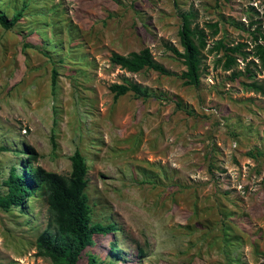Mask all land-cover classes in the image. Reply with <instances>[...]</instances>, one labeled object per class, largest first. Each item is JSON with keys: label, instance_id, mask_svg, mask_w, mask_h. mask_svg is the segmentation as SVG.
I'll return each mask as SVG.
<instances>
[{"label": "rangeland", "instance_id": "rangeland-1", "mask_svg": "<svg viewBox=\"0 0 264 264\" xmlns=\"http://www.w3.org/2000/svg\"><path fill=\"white\" fill-rule=\"evenodd\" d=\"M19 10L0 25V193L12 166L68 174L78 149L92 222L118 228L78 264H264V66L251 54L264 0H0L7 17ZM182 12L204 32L196 86L167 47L182 50ZM145 47L170 74L110 62ZM127 82L153 94L114 98ZM47 218L42 187L0 208V264H52L36 244Z\"/></svg>", "mask_w": 264, "mask_h": 264}, {"label": "trees", "instance_id": "trees-1", "mask_svg": "<svg viewBox=\"0 0 264 264\" xmlns=\"http://www.w3.org/2000/svg\"><path fill=\"white\" fill-rule=\"evenodd\" d=\"M21 14L19 10L11 17H7L5 13L0 12V25L5 29L11 28L21 18ZM192 17V12L181 13L178 34L182 50L174 46L167 47L177 58L182 59L186 67L180 74L183 82L196 86L200 80L201 50L205 47V38L202 29L192 26ZM211 26L216 27V24ZM257 34L254 35L251 54L258 58L261 66H264V42L259 41V38L264 41V34L259 29ZM213 48L224 49L231 53L238 52L243 58L251 52L242 50L243 43L226 46L221 40H218ZM231 53H225V67L235 63ZM110 62L130 72L146 68L162 74H170L163 64L154 59L147 47L126 54L112 52ZM55 73L54 70L52 85L55 84ZM247 85L262 90V87L255 82ZM109 89L114 98L129 91L140 96L153 94L147 86H142L138 82L112 83ZM7 149L5 145H0V152ZM29 149L32 151L29 159L36 160L37 153L32 148ZM70 162L71 169L68 174L48 171L40 165H23L19 172L12 166L7 177L2 180L5 190L4 193H0V208L4 210H8L11 206L21 207L25 199L34 194L37 188L42 187L45 190L48 204L47 225L37 236L36 244L38 252L49 256L52 264H78L84 249L92 244L94 234L106 235L118 230L114 223L92 222V209L86 193L87 165L78 149L70 155ZM88 264L102 263L98 262L95 256L88 255Z\"/></svg>", "mask_w": 264, "mask_h": 264}]
</instances>
